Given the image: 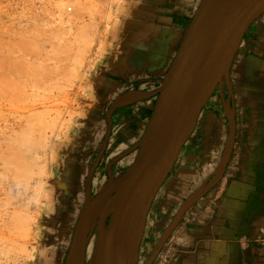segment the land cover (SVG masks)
Here are the masks:
<instances>
[{
    "label": "crops",
    "instance_id": "obj_1",
    "mask_svg": "<svg viewBox=\"0 0 264 264\" xmlns=\"http://www.w3.org/2000/svg\"><path fill=\"white\" fill-rule=\"evenodd\" d=\"M203 0H122L92 77L89 118L59 142L48 180L33 258L21 264H65L87 197V177L104 144L107 112L157 91ZM230 88L216 89L201 110L169 177L157 193L140 248L144 264L187 198L216 171L229 135L236 139L224 177L183 215L153 264H264V14L246 32L230 69ZM156 97L117 109L91 188L133 163ZM129 152V153H128Z\"/></svg>",
    "mask_w": 264,
    "mask_h": 264
},
{
    "label": "rangeland",
    "instance_id": "obj_2",
    "mask_svg": "<svg viewBox=\"0 0 264 264\" xmlns=\"http://www.w3.org/2000/svg\"><path fill=\"white\" fill-rule=\"evenodd\" d=\"M121 2L0 0V264L33 258L55 149L89 118L91 79Z\"/></svg>",
    "mask_w": 264,
    "mask_h": 264
},
{
    "label": "water",
    "instance_id": "obj_3",
    "mask_svg": "<svg viewBox=\"0 0 264 264\" xmlns=\"http://www.w3.org/2000/svg\"><path fill=\"white\" fill-rule=\"evenodd\" d=\"M264 14V0H203L160 88L130 102H116L107 112L108 132L87 177V197L76 224L65 264H139L140 248L151 205L193 134L199 114L215 90L230 88V69L250 26ZM156 97L147 128L134 146L129 168L108 180L92 196L91 181L104 154L117 109ZM229 135L211 178L183 203L144 264H153L163 245L195 202L224 177L236 137L235 113L227 103ZM129 153V152H128ZM96 228L92 255L87 252Z\"/></svg>",
    "mask_w": 264,
    "mask_h": 264
},
{
    "label": "bare ground",
    "instance_id": "obj_4",
    "mask_svg": "<svg viewBox=\"0 0 264 264\" xmlns=\"http://www.w3.org/2000/svg\"><path fill=\"white\" fill-rule=\"evenodd\" d=\"M67 10L69 11V10H72L70 7H68L67 8ZM33 110H35V109H33ZM60 114V113H59ZM29 123V122H28ZM40 169V168H39ZM37 174V176L39 175V172L38 173H36ZM37 176H36V179L37 180H35V182H34V187H32V191H34L35 189L36 190H38V188H39V184L41 183V182H43V181H41L40 182V180H39V178H37ZM19 185H18V187L21 185V182L20 183H18ZM42 184V183H41ZM16 186H14V188H15ZM29 186H27L26 188H28ZM26 188H24V190H26ZM29 188H31V187H29ZM19 189V188H18ZM22 189V188H21ZM28 190V192H31V191H29V189H27ZM27 190L25 191L26 193H27ZM31 190V189H30ZM20 191V190H19ZM23 192V191H22ZM25 192H23V194L25 193ZM40 192V191H39ZM33 193V192H32ZM38 194V193H37ZM25 195V194H24ZM29 195V194H28ZM33 195H34V193H33ZM27 198V197H26ZM3 204V203H2ZM44 205V204H43ZM24 213V212H23ZM17 216H18V214H16ZM27 217V216H26ZM28 217H30V216H28ZM33 217V216H32ZM13 218V217H12ZM15 219V218H14ZM23 219V218H22ZM18 220H19V218H18ZM29 220V219H28ZM33 220V219H32ZM15 221V220H14ZM30 221V220H29ZM22 222V221H21ZM19 223V222H18ZM4 224V223H3ZM28 224H29V222H28ZM15 225V224H14ZM8 227V226H7ZM14 229H15V227H13ZM10 230H12V229H10ZM9 233V232H8ZM7 235V234H6ZM13 238V237H12ZM6 239V238H5ZM9 241V244H12L13 242L12 241H14L13 239H11V236H9V239L7 240V242ZM11 241V242H10ZM11 248H12V246H11ZM8 250H10V249H8ZM10 252V251H9ZM32 254H31V252H29L28 254H27V257H31V259H32V256H31Z\"/></svg>",
    "mask_w": 264,
    "mask_h": 264
},
{
    "label": "flooded vegetation",
    "instance_id": "obj_5",
    "mask_svg": "<svg viewBox=\"0 0 264 264\" xmlns=\"http://www.w3.org/2000/svg\"><path fill=\"white\" fill-rule=\"evenodd\" d=\"M235 121H236V119H235ZM228 123H229V121H228ZM228 139V138H227ZM235 139H236V137H235ZM234 148V147H233ZM92 189V188H91ZM92 193V196H95V193L94 192H91ZM95 233H96V228H95V231H94V233H93V237L91 238V241H90V244L92 243V241H94L95 242ZM92 255V254H91ZM91 257V256H90Z\"/></svg>",
    "mask_w": 264,
    "mask_h": 264
}]
</instances>
